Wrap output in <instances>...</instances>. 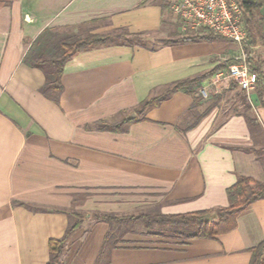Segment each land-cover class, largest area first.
Returning <instances> with one entry per match:
<instances>
[{"label": "crops", "instance_id": "0c3cea01", "mask_svg": "<svg viewBox=\"0 0 264 264\" xmlns=\"http://www.w3.org/2000/svg\"><path fill=\"white\" fill-rule=\"evenodd\" d=\"M119 30L144 39L78 52L63 66L59 99L44 94L56 70L33 57L62 56L65 43ZM178 34L167 0H0V264H47L49 241L65 234L72 211L84 220L67 239L64 264H249L264 240V199L215 238L97 218L215 209L229 204L240 174L264 181L261 125L253 131L242 111L220 102L185 132L194 98L182 91L124 132L87 127L135 116L168 84L235 58L228 40L159 45ZM225 80L210 97L231 90ZM109 232L116 243L104 248Z\"/></svg>", "mask_w": 264, "mask_h": 264}, {"label": "trees", "instance_id": "16d2710c", "mask_svg": "<svg viewBox=\"0 0 264 264\" xmlns=\"http://www.w3.org/2000/svg\"><path fill=\"white\" fill-rule=\"evenodd\" d=\"M244 8V26L247 31V42L244 43V52L246 59L252 71L258 73L259 79L256 85V95L259 100V106L264 110V60L254 62L251 55L252 47L259 42L264 43V15L262 9L264 7V0H238ZM143 37L139 33H130L125 30L103 32L88 34L86 37L65 43V50L63 55L55 60L47 61L40 60L39 63L43 68L46 64H51L56 70L54 79L47 78V82L43 87V92L47 96L58 100L63 90L61 81L64 64L80 51L89 50L95 47L107 46L115 42L125 41L129 45H134L136 42L143 41ZM228 40L212 31H207L201 34H178L169 38H161L158 40L159 45L199 42V41H215ZM155 49V47H152ZM239 62L238 58H231L228 61L218 63L213 68L200 73L198 75L183 78L173 83L168 84L160 93L151 95L142 100L137 107H135V116H123L119 121H108L101 119L93 124H88V128L97 130H108L113 132H124L128 129L130 123L145 119L146 112L156 106H159L163 101L169 99L175 92L182 91L193 96L194 100L183 120L182 129L185 132L188 128L195 126L199 120L206 115L213 107L223 98L222 95H213L206 99L201 93L200 89L205 80L211 79L220 71H227L229 65ZM239 86L234 80H230V89L238 88ZM240 88V87H239ZM243 93L242 104L245 112L244 116L250 127L253 129L257 125V118L250 115L248 112L252 110L251 102L245 90L241 89ZM237 108L236 110H238ZM227 196L229 204L224 207L215 209H205L188 213L180 214H139L129 216H119L112 213L98 215L97 218L107 221L124 220H144L146 224L167 227L166 234L171 237L181 239L193 238H215L220 234L232 231L237 227V216L243 211L247 210L255 201L264 199V181L257 180L251 176L240 174L234 184L227 188ZM24 204L29 208L40 210L42 208ZM84 215L78 211H72L70 214V222L65 234L60 238H53L49 241V259L47 264H64L63 252L65 244L69 236L77 230L83 223ZM112 234L109 232L104 241V248L106 245L114 246L116 241H112ZM105 252V249H103ZM252 256L249 264H264V240L254 246L252 249Z\"/></svg>", "mask_w": 264, "mask_h": 264}, {"label": "built area", "instance_id": "2783aa9c", "mask_svg": "<svg viewBox=\"0 0 264 264\" xmlns=\"http://www.w3.org/2000/svg\"><path fill=\"white\" fill-rule=\"evenodd\" d=\"M167 4L178 21L181 34L212 31L234 41L242 49L243 55L238 58L239 62L230 64L227 71L215 74L206 86L201 87L200 93L208 97L210 86L221 79H230L251 97L259 76L251 70L244 52V43L248 39L242 4L238 0H167Z\"/></svg>", "mask_w": 264, "mask_h": 264}, {"label": "rangeland", "instance_id": "374dc122", "mask_svg": "<svg viewBox=\"0 0 264 264\" xmlns=\"http://www.w3.org/2000/svg\"><path fill=\"white\" fill-rule=\"evenodd\" d=\"M262 13L264 15V7L262 9ZM177 34V33H176ZM46 36V35H45ZM44 36V37H45ZM216 48H214L216 51H223V47L222 46H215ZM215 51V52H216ZM231 54L235 55V58H239L240 56L243 55L242 49L239 45L236 46V48H233L231 50ZM251 55L253 56L254 62L256 63L257 61H263L264 60V43L263 42H259L258 44H256L255 46L252 47V52ZM61 55H55V56H35L33 57L37 62H39L40 60L44 59H57L59 58ZM46 67H49L48 65ZM56 73V72H55ZM226 81L225 79H221L217 82V84H214L212 86H210L209 88V96L206 97V99H208L210 97V95L216 91V89H220V87H222L223 83ZM224 94H220L222 95V97H224L223 99H221L220 101V105H222L223 109H228L230 112L231 111H235V109L239 108L240 111L245 112L244 106L242 104V96L243 93L241 92L240 88H234L232 90L226 91L224 90ZM256 88L254 90H252V95L251 97L248 96L249 101L251 102L252 105V110L250 112H248L250 115L254 116L257 118L258 123L261 125L263 132H264V110L259 106V100L258 97L256 95ZM235 108V109H234ZM253 131L258 132V127H253L252 129Z\"/></svg>", "mask_w": 264, "mask_h": 264}, {"label": "water", "instance_id": "95a60500", "mask_svg": "<svg viewBox=\"0 0 264 264\" xmlns=\"http://www.w3.org/2000/svg\"><path fill=\"white\" fill-rule=\"evenodd\" d=\"M134 115H135V113H134Z\"/></svg>", "mask_w": 264, "mask_h": 264}]
</instances>
